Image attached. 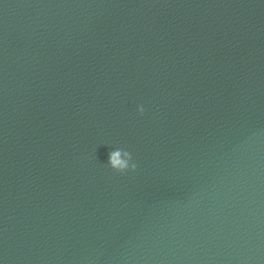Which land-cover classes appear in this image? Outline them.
<instances>
[{
    "label": "water",
    "instance_id": "obj_1",
    "mask_svg": "<svg viewBox=\"0 0 264 264\" xmlns=\"http://www.w3.org/2000/svg\"><path fill=\"white\" fill-rule=\"evenodd\" d=\"M0 264H264V0H0Z\"/></svg>",
    "mask_w": 264,
    "mask_h": 264
},
{
    "label": "clouds",
    "instance_id": "obj_2",
    "mask_svg": "<svg viewBox=\"0 0 264 264\" xmlns=\"http://www.w3.org/2000/svg\"><path fill=\"white\" fill-rule=\"evenodd\" d=\"M144 107L141 105L138 107L140 115L144 114ZM107 165L115 172L124 174L127 171H135L137 164L133 162V158L130 152L123 149H116L109 153V159Z\"/></svg>",
    "mask_w": 264,
    "mask_h": 264
}]
</instances>
